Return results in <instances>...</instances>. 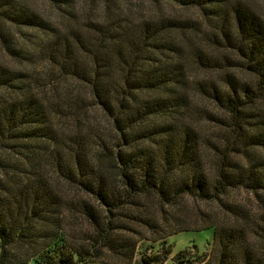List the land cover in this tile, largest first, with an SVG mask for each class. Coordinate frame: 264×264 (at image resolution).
<instances>
[{"label":"trees","instance_id":"trees-1","mask_svg":"<svg viewBox=\"0 0 264 264\" xmlns=\"http://www.w3.org/2000/svg\"><path fill=\"white\" fill-rule=\"evenodd\" d=\"M40 1L0 0V264H133L206 229L198 264H264V0Z\"/></svg>","mask_w":264,"mask_h":264},{"label":"rangeland","instance_id":"rangeland-1","mask_svg":"<svg viewBox=\"0 0 264 264\" xmlns=\"http://www.w3.org/2000/svg\"><path fill=\"white\" fill-rule=\"evenodd\" d=\"M77 1H79L80 5L83 3V0ZM30 2L37 9L43 11L42 9H44V4L42 1L29 0V3ZM120 2L124 3V5H126V7H128L137 18L142 16V14H147L150 8L153 7L151 0H120ZM161 9H163L165 13L172 11L168 6H163ZM258 9L261 13H264V5L261 3L258 4ZM189 72V75L192 77V79L210 77L216 80L218 77L217 73L207 74L192 68H190ZM237 76L243 80H248L247 77L242 74L238 73ZM75 89L77 90V86L74 83L61 81V87L59 86L57 92L60 93L63 91L70 93ZM80 92L81 89L79 90V93ZM192 111L194 113L211 111L217 115H220L219 112L214 110L213 106L209 102L198 97L193 98ZM91 115L94 120L100 122L101 125H105L104 118L101 116V114L94 112ZM105 128L107 129L106 126ZM197 128L205 136L209 135L210 133L217 132V129L211 123L206 121H199ZM78 197L80 198L79 195ZM68 198H74L75 200L79 199L77 196H68ZM200 209L205 210L206 206L200 205ZM80 222L81 219H77L75 224L81 227L82 223ZM211 239L212 230L206 229L198 232H182L157 243L143 241L138 244L133 264H155L156 261L162 259L164 252L166 251H169V254L165 256V260L162 264H198L202 260H207L210 256L212 249Z\"/></svg>","mask_w":264,"mask_h":264}]
</instances>
